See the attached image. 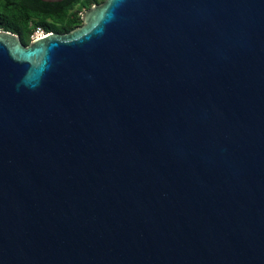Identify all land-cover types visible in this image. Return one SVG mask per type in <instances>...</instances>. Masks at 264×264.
Returning <instances> with one entry per match:
<instances>
[{
  "label": "water",
  "instance_id": "95a60500",
  "mask_svg": "<svg viewBox=\"0 0 264 264\" xmlns=\"http://www.w3.org/2000/svg\"><path fill=\"white\" fill-rule=\"evenodd\" d=\"M100 2L0 30V264H264V0Z\"/></svg>",
  "mask_w": 264,
  "mask_h": 264
},
{
  "label": "trees",
  "instance_id": "16d2710c",
  "mask_svg": "<svg viewBox=\"0 0 264 264\" xmlns=\"http://www.w3.org/2000/svg\"><path fill=\"white\" fill-rule=\"evenodd\" d=\"M100 0H0V30L18 35L28 46L37 29L68 33L82 25V14Z\"/></svg>",
  "mask_w": 264,
  "mask_h": 264
},
{
  "label": "built area",
  "instance_id": "2783aa9c",
  "mask_svg": "<svg viewBox=\"0 0 264 264\" xmlns=\"http://www.w3.org/2000/svg\"><path fill=\"white\" fill-rule=\"evenodd\" d=\"M46 34H48V33H45L42 29H37L36 31H35V33L32 35V37H31V41H33V40H35V39H38V38H40V37H42V36H45Z\"/></svg>",
  "mask_w": 264,
  "mask_h": 264
},
{
  "label": "flooded vegetation",
  "instance_id": "af4514ba",
  "mask_svg": "<svg viewBox=\"0 0 264 264\" xmlns=\"http://www.w3.org/2000/svg\"><path fill=\"white\" fill-rule=\"evenodd\" d=\"M61 34H65V33H61Z\"/></svg>",
  "mask_w": 264,
  "mask_h": 264
}]
</instances>
